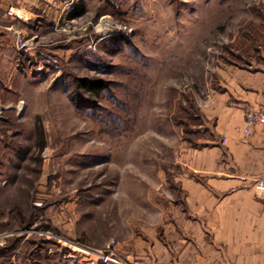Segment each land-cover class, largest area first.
I'll list each match as a JSON object with an SVG mask.
<instances>
[{"label":"rangeland","instance_id":"rangeland-1","mask_svg":"<svg viewBox=\"0 0 264 264\" xmlns=\"http://www.w3.org/2000/svg\"><path fill=\"white\" fill-rule=\"evenodd\" d=\"M79 2L16 25L31 49L8 41L0 264H160L178 164L214 139L216 64L251 0H82L70 18ZM79 79L101 89H75Z\"/></svg>","mask_w":264,"mask_h":264},{"label":"crops","instance_id":"crops-1","mask_svg":"<svg viewBox=\"0 0 264 264\" xmlns=\"http://www.w3.org/2000/svg\"><path fill=\"white\" fill-rule=\"evenodd\" d=\"M53 2L0 0V70L8 66L9 27H28L39 7ZM10 5L22 21L5 15ZM249 6L244 24L228 41L232 48L216 64L223 80L205 112L216 120L214 139L187 151L178 164L180 193L170 219L162 221L160 264H264V191L257 185L264 179V127L244 136L241 109L264 110V0ZM242 41L249 54L240 49Z\"/></svg>","mask_w":264,"mask_h":264},{"label":"built area","instance_id":"built-area-1","mask_svg":"<svg viewBox=\"0 0 264 264\" xmlns=\"http://www.w3.org/2000/svg\"><path fill=\"white\" fill-rule=\"evenodd\" d=\"M5 15L9 19L13 20H23V15L19 10H16L13 6H9L5 11ZM9 30L13 33L15 37V44L19 48L31 49L30 42H27L24 38L23 31L20 27L10 26ZM242 131L244 136H249L252 133V130L257 127L261 126L264 127V110L260 108H253L249 105H245L242 108ZM3 108L0 106V114L2 113ZM260 188L264 191V179L259 180L257 184ZM99 259L106 261L103 257L105 256L101 252H94ZM65 258H74L72 254H67L64 256ZM130 264H138V262H131Z\"/></svg>","mask_w":264,"mask_h":264},{"label":"trees","instance_id":"trees-1","mask_svg":"<svg viewBox=\"0 0 264 264\" xmlns=\"http://www.w3.org/2000/svg\"><path fill=\"white\" fill-rule=\"evenodd\" d=\"M79 4L75 7H72L71 11H70V15L69 17L72 18V17H76V16H80L84 13V9H83V6H82V0H79ZM79 88H82L83 91H85L87 94H94V93H97L99 89H101L100 86H96V84L92 83L90 80L88 79H79L76 81L75 83V89H79ZM0 246V250L2 252H6L5 249H7L6 247H2ZM15 248H12L11 252L14 250ZM8 251V250H7Z\"/></svg>","mask_w":264,"mask_h":264},{"label":"bare ground","instance_id":"bare-ground-1","mask_svg":"<svg viewBox=\"0 0 264 264\" xmlns=\"http://www.w3.org/2000/svg\"><path fill=\"white\" fill-rule=\"evenodd\" d=\"M105 260L108 261V262H113L114 261L113 259H111L109 257H107Z\"/></svg>","mask_w":264,"mask_h":264}]
</instances>
